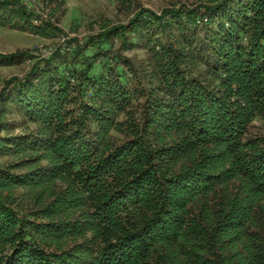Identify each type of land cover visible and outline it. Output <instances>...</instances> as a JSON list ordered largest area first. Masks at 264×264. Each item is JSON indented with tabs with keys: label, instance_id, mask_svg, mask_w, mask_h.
Wrapping results in <instances>:
<instances>
[{
	"label": "trees",
	"instance_id": "trees-1",
	"mask_svg": "<svg viewBox=\"0 0 264 264\" xmlns=\"http://www.w3.org/2000/svg\"><path fill=\"white\" fill-rule=\"evenodd\" d=\"M0 26L52 35L20 0H0ZM116 39L131 71L122 51H148L145 102L144 77L92 75L86 49ZM26 58L0 52V67ZM199 61L211 80L194 73ZM10 86L40 128L0 136V151L27 155L19 168L37 165L0 167V264H264V136L248 137L264 119V0L139 9L83 45L56 48L4 81L0 132ZM19 188L35 202L21 216Z\"/></svg>",
	"mask_w": 264,
	"mask_h": 264
},
{
	"label": "rangeland",
	"instance_id": "rangeland-1",
	"mask_svg": "<svg viewBox=\"0 0 264 264\" xmlns=\"http://www.w3.org/2000/svg\"><path fill=\"white\" fill-rule=\"evenodd\" d=\"M28 6L29 10L37 18H41L45 22H50L52 35L41 36L30 31L19 30L10 27L0 26V52L13 53L17 51L27 50L32 53L34 58H26L25 61L0 67V97L3 93L4 81L13 76L23 78L30 70L31 65L37 58H47L56 48L63 50L72 49L79 42L83 45L91 36L99 34L106 24H127L139 9H147L160 15L166 7L174 5H184L188 8L197 7L202 0H20ZM211 1V0H208ZM81 13L82 20H72L76 16V12ZM72 12H75L74 15ZM185 20V17H184ZM175 30V26L172 27ZM202 21L197 24L196 31L204 39L206 34L203 30ZM177 32L176 30L174 31ZM161 34V33H160ZM162 36V34H161ZM96 41V40H95ZM206 51L207 42L198 43V48ZM120 40H109L105 43L91 45L86 49L87 54L96 56V66L92 71V75L98 76L103 72H107L109 68H115L121 73L125 81L134 83V75L144 77L147 85L144 86L145 93L142 101H146V95L150 91V85L147 81V62L148 51L142 45H136L132 49L125 48L122 53L127 57L133 66V71L124 63L119 62L120 57ZM199 49H196L198 51ZM119 62V63H117ZM196 75L203 79L211 80V71L202 61H199L193 68ZM143 89V90H144ZM12 93V100L6 101L5 109L7 113L4 120H7L8 126L0 132L3 138H12L20 135L36 136L40 128L39 124L28 119L18 105L14 102L15 92L13 87H9L5 94ZM141 94V93H140ZM142 96V95H140ZM137 100L134 103L136 107ZM4 106V105H2ZM115 140L122 141L125 137L116 131H112ZM264 136V119L257 115L248 133L249 138ZM0 167L9 169L12 172H26L35 168L37 165L29 163V166L20 167L21 160L25 158L22 153L14 151H0ZM29 154V153H28ZM42 164H47L43 162ZM18 165V166H17ZM40 166V165H39ZM17 205L16 210L20 211V216L30 210L31 205L35 204L32 193L26 188L17 189ZM23 211V213H22Z\"/></svg>",
	"mask_w": 264,
	"mask_h": 264
},
{
	"label": "crops",
	"instance_id": "crops-1",
	"mask_svg": "<svg viewBox=\"0 0 264 264\" xmlns=\"http://www.w3.org/2000/svg\"><path fill=\"white\" fill-rule=\"evenodd\" d=\"M75 12H76V16H74V18H73L72 20H77V21H78V20H82L83 17H82V15H81V13L78 15V14H77V11H75ZM75 12H72V14L74 15ZM81 17H82V18H81Z\"/></svg>",
	"mask_w": 264,
	"mask_h": 264
}]
</instances>
